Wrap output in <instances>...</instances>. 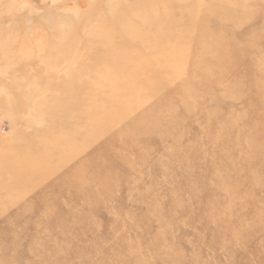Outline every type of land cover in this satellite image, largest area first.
Here are the masks:
<instances>
[{"label": "rangeland", "instance_id": "obj_1", "mask_svg": "<svg viewBox=\"0 0 264 264\" xmlns=\"http://www.w3.org/2000/svg\"><path fill=\"white\" fill-rule=\"evenodd\" d=\"M261 143L264 0H0V264H264Z\"/></svg>", "mask_w": 264, "mask_h": 264}, {"label": "bare ground", "instance_id": "obj_2", "mask_svg": "<svg viewBox=\"0 0 264 264\" xmlns=\"http://www.w3.org/2000/svg\"><path fill=\"white\" fill-rule=\"evenodd\" d=\"M128 29H130V28L128 27ZM100 35H103V34H100ZM100 35L98 34V37H97L98 38L97 40H99V42H100L99 49H95V50L94 49H91L90 50L91 52L88 51V53L86 54V58H89V59L92 58L94 61H96V63L97 62L102 63L103 64V69H104V68L108 67L109 65H111L112 64V60H113L112 57H111V54L109 53V55H110V58H109L107 52H109L110 50L118 49V48H120L122 46H119V47L116 48L114 45H112L113 44L112 43V37L110 35L109 36L108 35L107 36H103V37L100 36ZM138 40H141V39L138 38ZM123 49H126V48H123ZM123 58H124V60H127V62L129 63L130 59H133V56L129 52H124ZM219 61H221V60H219ZM145 68L146 67L144 66V64L140 65L139 62H137V61L132 63L131 77H133L134 79H136L138 81L136 83H140V84L141 83H147V81H149L150 79L144 80V76L145 75L147 77H149V78H152L153 77V76L150 77L149 73L146 72ZM105 74H108V73H105ZM151 74H152V72H151ZM152 75H155L154 77H156V78L158 76L156 74H152ZM121 88H122L121 91H119L120 94L122 92H123V94H130V92H134V89L131 88V86H128V85H122L121 84ZM74 91H76L75 88H74ZM76 94L77 93L74 92L71 95V97L74 98L73 101L71 102V105L72 106H75L76 105V103H75V98H77L76 97L77 96ZM99 116L101 117L102 121H104V119H106L108 117V114H107V112L99 111ZM119 117H117V118L112 117L110 119V121H108L106 124L102 125V130L100 131V133L106 132L107 130H110L114 125H117L119 123H122V120H123V117L124 116H121L120 118ZM138 124H139L138 121H133V122H131L127 126V129L128 128H130V129H140V127L138 128ZM113 139H114V137H113ZM92 140H94V139H92ZM259 146H260L259 147L260 148L259 149L260 151L264 150V143H261V145H259Z\"/></svg>", "mask_w": 264, "mask_h": 264}]
</instances>
